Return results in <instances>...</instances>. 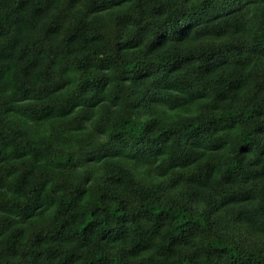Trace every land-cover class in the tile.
<instances>
[{"label":"trees","instance_id":"obj_1","mask_svg":"<svg viewBox=\"0 0 264 264\" xmlns=\"http://www.w3.org/2000/svg\"><path fill=\"white\" fill-rule=\"evenodd\" d=\"M0 264H264V0H0Z\"/></svg>","mask_w":264,"mask_h":264}]
</instances>
